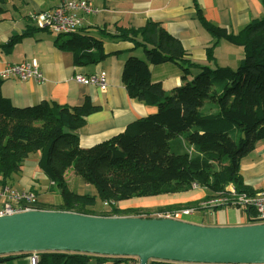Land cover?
I'll return each mask as SVG.
<instances>
[{
	"label": "trees",
	"instance_id": "obj_1",
	"mask_svg": "<svg viewBox=\"0 0 264 264\" xmlns=\"http://www.w3.org/2000/svg\"><path fill=\"white\" fill-rule=\"evenodd\" d=\"M194 5L198 22L214 38V44L224 39L243 47L245 55L235 68L194 62L180 40L153 21L138 28H123L117 22L83 27L82 15L96 12L78 10L79 26L57 34L58 48L72 53L76 67L97 64L109 55L90 28L130 41V53L141 49L144 54L143 59L129 55L121 69V82L130 98L155 105L156 112L130 122L122 131L90 147L80 146L78 134L86 116L98 108L88 97L80 105L45 100L16 107L1 94L0 77V187L20 173L30 154L38 152V167L61 197L56 207L38 201V209L151 218L181 208H193L194 212L237 208L230 201L214 207L201 203L228 194L229 184L236 195L255 193L243 182L240 159L264 140V17L250 21L234 34L207 21L200 6L196 2ZM40 29L28 24L21 34L1 43L0 50H12L23 36ZM62 34L68 36L63 38ZM214 44L207 48L210 60H214ZM164 62L181 66L182 82L169 91L151 79L150 64ZM193 67L198 72L189 78ZM69 168L76 178L93 185L96 194L70 189L65 177ZM194 183L205 191L200 200L148 208L121 209L117 205L133 197L186 192L194 188ZM97 198L108 210L94 211ZM244 213L245 224L264 222L256 217L253 206L247 205ZM21 253L31 252L14 254ZM38 256L39 264H88L93 259L117 262L128 257L65 251H40ZM151 263L166 261L151 259Z\"/></svg>",
	"mask_w": 264,
	"mask_h": 264
},
{
	"label": "crops",
	"instance_id": "obj_2",
	"mask_svg": "<svg viewBox=\"0 0 264 264\" xmlns=\"http://www.w3.org/2000/svg\"><path fill=\"white\" fill-rule=\"evenodd\" d=\"M61 1L5 0L4 3L0 1V44L12 35L21 34L28 24L37 26L36 22L30 19L31 13L51 9ZM86 1L96 9V13L82 15L83 27L98 28L117 22V25L123 28H138L148 21H153L180 40L189 54V58L200 65L211 67L220 65L235 68L240 59L244 57L245 52L242 46L224 39H219L214 44V38L197 20L195 2L202 9L207 21L224 26L234 34L250 21L264 17L262 0ZM7 5L13 7L14 14H7ZM90 29L96 38L103 41L104 50L109 54L97 64L76 67L73 63L72 53L59 49L56 42L57 36L50 34L53 30L46 28L23 36L10 51L0 50V72L10 64L36 61L43 75L39 81L35 79L20 80L15 76L2 78L1 94L9 98L16 107H25L45 100L80 105L86 97L98 106L97 110L86 116L85 124L78 130L79 144L83 148L110 138L122 131L130 122L157 110L155 105L130 98L121 82V69L125 60L129 55L136 54L138 49L130 53V41L111 38L104 35L103 32L101 33L100 30ZM110 31L114 32V29L110 27ZM212 44H214V60H210L207 55V48ZM138 57L140 58V56ZM143 58L144 54L141 59ZM149 67L152 81L161 82L166 91L182 82L181 66L176 62L150 64ZM102 71L106 75L104 90L100 89L97 84H84L75 79L76 75L89 77L99 75ZM190 72L189 78L197 74L198 69L193 67ZM175 141L176 145L180 144H178V140ZM258 142H260L259 145ZM258 142L250 153L240 159V174L243 182L256 191L264 189V140ZM28 158L20 173L13 175L19 177L21 186L16 187L15 184L10 183L7 185L16 190H34L37 194V201L41 204H48L44 200L51 196V194L46 196L47 192L52 190L49 186L51 181L48 179V185L36 182L39 181V178L35 179ZM35 159L38 160V154L35 155ZM65 177L67 180V175ZM72 177L73 180L71 183L69 182L70 185L68 184L69 188L76 190L77 193H83L82 189L86 187V183L81 178H76L74 175ZM92 194H96V189ZM204 195L203 189L194 187L186 192L120 200L117 205L120 208H148L200 200ZM56 199L60 204L61 197H56ZM55 204L57 203L55 202ZM231 208L235 209V212H232V217ZM211 211L213 220L206 225H237L245 222L244 211L236 207H219ZM233 218H236L234 223L231 221ZM0 264H30L29 254H13V258L0 262ZM88 264H127V260L114 262L113 259L103 261L93 259Z\"/></svg>",
	"mask_w": 264,
	"mask_h": 264
},
{
	"label": "water",
	"instance_id": "obj_3",
	"mask_svg": "<svg viewBox=\"0 0 264 264\" xmlns=\"http://www.w3.org/2000/svg\"><path fill=\"white\" fill-rule=\"evenodd\" d=\"M65 251L195 263H263L264 222L203 225L169 217L34 209L0 216V262L14 253ZM5 255V256H2Z\"/></svg>",
	"mask_w": 264,
	"mask_h": 264
},
{
	"label": "built area",
	"instance_id": "obj_4",
	"mask_svg": "<svg viewBox=\"0 0 264 264\" xmlns=\"http://www.w3.org/2000/svg\"><path fill=\"white\" fill-rule=\"evenodd\" d=\"M82 10L85 12H95L96 9L88 4L86 0H62L58 5L50 10H42L37 13H31L30 19H33L37 26L53 30L57 33H68L74 30L80 24L77 11ZM15 76L20 80L35 79L37 81L42 79V72L36 61H24L21 63L7 65L1 72V78H9ZM76 81L84 84H97L100 89L106 88V75L101 72L99 75H91L85 77L83 75H76ZM264 148V143H263ZM194 187L197 185L194 183ZM229 191L235 193L234 187L230 185ZM235 202L231 200V204H236L243 211L248 206H253L256 211L258 219H264V189L256 191L253 194L241 193ZM37 195L33 190H16L8 185L0 187V216L10 215L22 211L34 210L37 208ZM194 212L193 208H182L159 215V217H169L182 220L184 215ZM262 223V222H259ZM127 264H140L139 258L136 256H128ZM160 260V259H159ZM166 261L165 264H201L186 261ZM30 264H39L38 252H31L29 255ZM146 264H159L151 263L149 259ZM206 264H242V263H206ZM249 264H264L263 263H249Z\"/></svg>",
	"mask_w": 264,
	"mask_h": 264
},
{
	"label": "rangeland",
	"instance_id": "obj_5",
	"mask_svg": "<svg viewBox=\"0 0 264 264\" xmlns=\"http://www.w3.org/2000/svg\"><path fill=\"white\" fill-rule=\"evenodd\" d=\"M7 8L8 10L6 11L8 15L10 14H14V10H13V7L10 6V5H7ZM50 34H52L53 36H57V32H54V31H51ZM63 38L67 37L68 35H65V34H62L61 35ZM136 54L138 56L143 57V52L141 49H138L136 51ZM195 62V61H194ZM261 142V141H260ZM260 142H258V145L260 144ZM171 143L172 144H176V141L175 140H171ZM250 153V152H249ZM38 152H33L32 154H30V158L29 159V165L32 166V170H33V174L35 176V179L37 180V178H39V181H36V182H41L40 184L42 185H48L49 183V180L47 177H45L43 174V172L40 170V168L37 166V161L35 159V155H37ZM40 173V174H39ZM72 168H69L67 171H66V175L68 177V184L69 182L71 183V181L73 180V177H72ZM43 175V176H41ZM44 177V178H43ZM43 179V180H42ZM21 181H19V177L17 176H13L10 178L9 180V183L10 184H15L16 187H20L21 186ZM70 185V184H69ZM51 186L52 190L51 191H48L46 196L50 195V197L46 198V200H44L45 202H47L48 204H44V205H50V206H58V200L56 199V197H60L59 195V189L52 184L51 182ZM233 186V185H232ZM229 185L227 186V189H228ZM229 190V189H228ZM82 192L83 193H94L95 192V187L91 184H86V187H84L82 189ZM229 193L226 194L225 196H220V197H213L212 199L208 200V201H202L201 203H203V205H207V204H210L211 207H214V205L216 204H219L220 202H225L226 200L230 199L231 201L235 202L236 200H238L239 198H237L238 196H236L235 193L231 192V191H228ZM55 202L57 204H55ZM234 205V204H233ZM236 205V204H235ZM237 206V205H236ZM120 208V207H119ZM128 208V207H127ZM94 211H97V212H101V211H106L108 210L107 206L106 205H103L102 202L97 198V201H96V204L95 206L93 207ZM121 209H126V208H121ZM182 209V208H181ZM237 209L239 210H242L240 209L238 206H237ZM212 209H210V212H208L209 210L207 209H202L200 211H196V212H193L191 214H188V215H185L183 216L181 219L184 220V221H188V222H191V223H195V224H208L210 223L213 218H212V214H211V211ZM213 210H216V209H213ZM234 210V211H233ZM232 212H235V209L231 208V217L233 216ZM167 213H170V212H167ZM166 214V213H165ZM155 217L159 215H163V214H153ZM113 216H131V215H113ZM236 218H233L231 219L232 223H234L233 221H235ZM245 224V223H244ZM30 255V253H29Z\"/></svg>",
	"mask_w": 264,
	"mask_h": 264
}]
</instances>
